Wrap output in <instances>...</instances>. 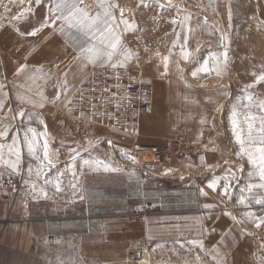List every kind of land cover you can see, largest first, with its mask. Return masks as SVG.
Returning a JSON list of instances; mask_svg holds the SVG:
<instances>
[{
    "label": "rangeland",
    "instance_id": "rangeland-1",
    "mask_svg": "<svg viewBox=\"0 0 264 264\" xmlns=\"http://www.w3.org/2000/svg\"><path fill=\"white\" fill-rule=\"evenodd\" d=\"M88 2L90 3V0H85L88 10L91 11L96 8L95 4L90 3L89 5ZM227 3L231 8L229 11L231 16L224 19L226 22L225 29L228 33L217 34L215 27H213L215 20H209V27L205 36L209 38V42L226 44V47H222L226 49L228 58L232 59L233 64H235L234 96L227 103L225 112L218 116L217 120L220 124L215 130V135L219 140L218 148L220 152H222V155L225 154L223 160H234L238 167L242 161L235 159L231 151L233 144L230 140L228 113L235 98L242 94L241 89L244 85L253 81L252 74L254 72L259 73L264 67V0H231L224 4ZM4 5H8L11 12H6ZM33 7L35 15L29 19L32 25L38 27V21L42 19L43 15H46V9ZM19 10V5L9 4V0H3V3L0 4V17H2L0 19V36L4 35L1 41H5L4 48L6 47L5 49L0 47L1 57L20 56L27 58L34 54L44 56V54L53 53L58 59V56H62L61 54L66 49L77 52V45L73 42L71 36L61 35L58 27L44 31L43 34H38L36 37L21 34L25 33L29 24L24 20L12 21L11 17L16 15ZM17 27L20 29L19 32L16 31ZM15 31L17 33H13ZM72 34L75 35V30H72ZM15 36L16 38H14ZM155 41L124 39V44L134 50L138 57L134 58L128 67L140 66L146 80L150 81L151 84L156 82V78H159V71L156 69L158 56L156 55L157 42L155 44ZM145 43L156 45L150 51L152 53L143 54L138 52L137 48L139 47L141 51V47L143 48ZM222 47H216L215 45L209 51L222 53L223 51L220 50ZM96 65L102 66L99 63ZM184 76H186V73ZM256 91L264 97V84L257 85ZM241 103L245 102L241 101ZM46 104L49 106L51 103L46 102ZM58 109L57 111L56 109L52 110L53 116L56 119H62L64 127L71 130V132L79 136H81L80 134L85 136L96 128H87L82 131L71 127L65 119L63 109L60 107ZM44 116H46L45 113ZM172 121L174 120H169L167 125H172ZM39 125L38 129L44 131V126ZM104 131L112 132L110 130ZM13 134L11 135L13 136ZM194 134L183 130L177 134H170L171 137H166L157 134L155 129L148 134L143 132V138L142 136L141 138L146 141L166 142V145L164 143L162 145L151 143L162 148L168 147L173 139H180V137L187 138L190 142L198 145L195 148L197 151L195 154L177 155L172 153L165 164L147 166L144 171L137 168L131 160L129 154L130 141H128V144L122 143V147L114 144L109 145L108 141H104L105 144H102V146L105 148L106 154L107 152H113L120 160L123 168V178L119 180L118 175L116 179L113 175L108 176V179L111 178L107 180L108 186L107 188L102 187V189H100L97 181H86L83 187L84 198L72 196L71 201L68 197L67 199L62 198V195L56 193L50 186L48 187L51 190L50 194L53 191L55 192L56 202L49 197L43 198V195H37L35 199L32 198L24 183L26 179H35L28 176L29 164L32 165L33 169L35 165L34 160L28 154L23 156V159H27V161L24 165L22 159L19 174H9L4 166L0 165V172H4L3 177L0 178V261L5 264H143V256L137 257V252L142 250L151 255L150 264H167L163 263L165 261H170L168 264H218V262L231 264L233 262L231 255L216 258L208 252L205 243L204 250L189 245L188 240L203 239L196 231H193L190 237L184 239H180L181 237L170 239L169 210L171 212L180 211V206L176 205L177 200L185 197L188 198L189 205L183 209L190 210L189 213L192 217H197L203 213L204 211L201 210L204 209L205 204L214 205L222 214L230 210L237 217V220L241 219L242 213L249 209L243 205H237L235 199H222L216 192L207 189V179H211L210 172H206L198 178L187 176V179L181 182L177 179L155 180L152 176L160 169L165 168L172 158L192 159L202 154L205 145L193 140L191 136ZM140 142L142 141L140 140ZM7 143L10 144L11 142L8 141ZM223 160L219 164H223ZM249 167L245 165V172L238 173L241 186L246 182V171ZM222 171V168L216 169L217 174H221ZM134 172L138 173L139 182L145 184L143 193H140V195L137 191ZM66 186L65 180L64 187ZM201 188L209 193L207 197L200 194L199 189ZM147 189L150 192H147ZM100 190L102 194H99ZM180 190L181 194H187L188 196L184 195L182 197ZM66 191L64 192L66 193ZM79 191H82V189ZM104 191L107 198H109L108 201L104 200ZM114 194H117L120 200H115ZM200 199H203L201 203L199 202ZM164 201L168 203L167 207L160 206L159 203ZM196 201L198 202L197 206ZM259 207L253 205L251 210L257 211ZM261 214L257 211L258 216ZM157 215H162V218H155ZM103 221L104 226L117 227L119 230L110 235H102ZM235 224L238 227H244L246 234L257 236L259 239L264 238V230L257 229L253 223ZM262 241L264 242V239ZM77 249L80 250V253L77 252ZM243 250H248L245 244ZM197 255L200 257L199 260L196 259ZM234 264H238V262Z\"/></svg>",
    "mask_w": 264,
    "mask_h": 264
},
{
    "label": "crops",
    "instance_id": "crops-1",
    "mask_svg": "<svg viewBox=\"0 0 264 264\" xmlns=\"http://www.w3.org/2000/svg\"><path fill=\"white\" fill-rule=\"evenodd\" d=\"M228 1L231 0H171V3L168 0H145V3L141 5V0H118L128 19L134 22L133 27L135 28L134 32H125L124 39L133 41L156 40L157 52L160 53L158 63H156L159 78H156V82L153 83L154 97L150 109L140 120L141 135L139 139L146 144L155 143L162 145L164 143L163 141L150 142L149 140L142 139L143 132L148 134L155 129L157 134L166 137H171L169 136L170 134H177L183 130L189 133H195L191 136L193 140L199 141L207 146L208 149H216L213 152L207 151L205 148L203 153L200 154L205 156L206 165H212L214 168L219 162H222L223 159L221 158H224L225 155H222V152L218 148L219 140L215 135V130L220 124L217 120L218 116L225 112L227 103L234 96L233 87L236 76L234 61L229 58L227 67L220 75L212 71L207 74L200 73L197 77H193L191 73L197 65L191 60L184 61L180 58L179 48L173 49L166 74L161 57L169 55L171 41L175 39L173 30L179 31L177 25L172 23V20L174 18H183L185 14H191V20L189 22L191 31L189 32L188 49L194 55H198L201 62L207 52H211L209 50H212L213 46L226 47V44L222 42L220 44L209 42V38L205 35L209 27V20H215L213 27H215L214 29H216L217 34L228 33L225 29L226 22L224 21V19L231 16V13H229L231 10L229 4H224ZM90 3L95 4L93 0H90ZM90 3L88 2L89 5ZM123 28L124 25L121 24V31ZM13 33L17 32L15 31ZM3 37L4 35L2 37L0 36V47L4 48L5 41H1ZM197 46L200 48L199 53L195 51ZM155 47L156 45L145 43L144 47H141V51L139 47L137 49L140 53L147 54L148 52L149 54L152 53L150 51ZM224 47L220 49L223 52L226 51ZM137 49L135 48V50ZM73 51L71 52V50L66 49L61 54L62 56H58V59H56V55L53 53H48V55L44 54V56L34 54L27 58L20 56L3 58L0 56V83L5 85L3 91L8 93L7 98H5L6 106L0 109V131L4 130L5 125L9 126L8 135L0 136V143L8 144V141L11 142V134L13 133V136L17 135L18 132L23 135V127L27 125L29 120H31V126L40 131L38 129L40 123L39 119H37V117H40L48 127L47 132L51 147L53 149H60L62 153L59 158V169H63L66 166L68 159L63 153H67L70 147H76L77 144L86 147L89 141H92L97 146L90 154L82 152V156L85 158H89V155L91 157H98L106 160L113 167L120 169L116 172H105L103 170L93 171L87 167L80 169L77 173L80 188L76 191L75 195H73V190L67 186L65 187V190H67L66 193L64 191L58 193L64 199L68 197L70 201L72 200V196L79 198L85 195V193L83 194V187L86 181H97L100 189H102V187L107 188L108 186L107 180L111 179H108V176L111 177L113 175L114 179H116L118 175L119 180H121L123 178V168L120 160L113 152H107L106 154L102 144H105L104 141H112V144L115 146L122 147V143L128 144V141H130L127 136L109 131L106 132L98 128H94L91 133L85 136H82V134L79 136L64 127L62 119H56L53 116L52 110L54 111L56 109L57 111L59 107L63 109L68 102L74 99L73 97L78 87L88 76L91 67L100 66L89 64L87 68L81 69L79 62L73 59V56L77 54L76 51ZM174 62H178L179 67ZM21 65H27V67L23 72L18 73L17 70ZM182 70L185 71L183 72ZM65 72L68 73L67 80L69 83L68 92L61 96L63 103H51L48 106L46 102L52 100L51 97L57 91V86L65 79L63 75ZM185 73L186 76H184ZM30 77H34L35 79H30ZM41 91L48 98L42 101L44 103L43 108L38 106L39 102H41V96L38 93ZM17 93L23 95L26 99L30 98L36 104L21 101ZM65 96L67 97L66 100L64 99ZM21 108L27 113L24 117L16 115V111ZM218 108H221L222 111H218ZM44 113L46 116H44ZM201 119H205L207 123L202 124ZM169 120H174L170 126L167 125ZM201 131L203 132V136L200 135ZM164 145H166V142ZM26 154L27 148L23 147V156ZM200 155L192 159L172 158L168 161L165 168L160 169L152 176L155 180L167 181L168 179H177L180 182L186 180L187 176L198 178L206 174V172H210V169L206 165H200ZM26 161L27 159H23L24 165ZM34 162L33 170L35 171L37 162ZM167 169H171L172 171L166 175L163 174ZM134 174L137 191L140 195V193H143L145 184L139 182L138 173L134 172ZM37 184L38 186H43L42 179ZM80 189L82 191H79ZM46 191L48 192V197L54 199L56 202L57 197L54 194L55 192L53 191L50 194L51 190L49 188H46ZM148 191L150 192L149 189H147ZM99 194H102L101 190ZM103 194L105 195L104 200L108 201L109 198H107L105 191ZM180 195L182 197L184 195L188 196L187 194H181V190ZM113 197L115 200H120L117 194H114ZM43 198L46 199L44 196ZM202 200L200 199L199 202L201 203ZM159 204L162 207H167L168 205L165 201ZM197 204L198 202L196 201V206ZM176 205L180 206V211L171 212L169 210L170 239L180 237V239H184L190 237V234L196 231L203 238V243H205L211 255L213 254L216 258L231 255V258H233L231 264L235 262H238V264H258L255 257L257 255H264V251H258V246L264 243L262 239L254 235L246 234L247 232H245L244 227H238L228 216L220 213L215 207L211 209L204 208L202 210L200 208L199 211L204 212L199 215L197 214V217H192L189 213L190 210L183 209L189 205L187 197L177 200ZM155 218H162V215H157ZM101 230L103 231L102 235H110L119 229L117 227L104 226L103 221V228ZM159 230L161 231L160 228ZM158 237L160 236L158 235ZM244 244L248 247L247 251L243 250ZM77 252L80 253V250L77 249ZM0 262L1 264H5L3 261Z\"/></svg>",
    "mask_w": 264,
    "mask_h": 264
},
{
    "label": "snow or ice",
    "instance_id": "snow-or-ice-1",
    "mask_svg": "<svg viewBox=\"0 0 264 264\" xmlns=\"http://www.w3.org/2000/svg\"><path fill=\"white\" fill-rule=\"evenodd\" d=\"M93 2L96 8L90 11L85 0H9V4H18L20 9L16 15L11 17L12 21L24 20L29 24L25 33L21 34L36 37L38 34H43L44 31L58 27L61 35L71 36L77 45V54L73 56V59L79 62L81 69L87 68L89 64L96 65L97 63L114 70L127 67L134 58H138L137 53L124 44V33L135 31L134 22L128 19L118 0H93ZM168 2L171 3V0ZM2 3L3 0H0V4ZM144 3L145 0H141V5ZM33 6L38 9H46V15H43L42 19L38 21V27L32 25L29 19L35 15ZM4 7L6 12H11L8 5H4ZM190 20L191 14H185L183 18L172 20L179 31L173 30L175 39L171 41L169 55L161 57L165 74L168 71L173 49L179 48L180 58L184 61L191 60L197 65L191 73L193 77H197L200 73L207 74L212 71L220 75L228 64L227 51L223 53L209 52L201 62L200 57L188 49L189 32L191 31ZM121 24L124 25L122 31L120 29ZM72 30H75V35L72 34ZM16 31H20L19 27L16 28ZM195 51L196 53L200 52L199 46ZM156 55L159 57L160 53L157 52ZM174 63L179 67L178 62ZM26 67L27 65H21L17 72H23ZM63 75L65 79L57 86V91L52 100L48 101L49 103H63L61 96L68 92L69 83L67 80L68 73L65 72ZM252 75L253 81L244 85L241 89L242 94L235 98L228 113L230 140L233 144L231 151L234 158L242 161V163L237 167L234 160H223V164L218 163L214 168L212 165H206L204 155H200L199 160L201 166L206 165L210 169L211 179H207V189L216 192L222 199H235L237 205H243L249 209L242 213L239 220L230 210L223 214L229 216L234 223H253L257 229L264 230V97L256 91L257 85L264 84V67L259 73L254 72ZM117 78L119 79V77ZM30 79L35 78L30 77ZM4 87L5 85L0 83V109L6 106L5 98L8 96V93L3 91ZM38 94L41 96V102L38 106L43 108L44 103L42 101L48 98L43 95L42 91ZM17 95L23 102L36 104L30 98L26 99L19 93ZM64 99L66 100L67 97L65 96ZM241 101L245 103H241ZM217 110L222 111L221 108ZM26 114L22 108L16 111V115L20 117H24ZM37 119H39L40 124L44 125V131H38L32 127L31 120H29L27 125L23 127V135L18 132L17 135L11 137L10 144L0 143V165H3L9 174H19L23 159V147L27 148L28 156L37 162L35 171L31 164L27 169L28 176L35 179L24 181L33 199L37 195H43L47 198L46 188L49 186L56 193L65 191V180H67V187L71 188L73 195H75L80 188L77 173L85 167L93 171L116 172L120 170L98 157L89 155V158H85L82 156V152L90 154L96 148L97 145L92 141H89L86 147L79 144L76 147H70L67 153H63L68 158L66 166L59 169V158L62 153L60 149L51 147L47 125L40 117ZM201 123L205 124L207 121L201 119ZM8 127L5 125L4 130L0 131V136L8 135ZM200 135L203 136L202 131ZM112 143V141H108L109 145ZM205 148L207 151H216L215 148L208 149L207 146ZM131 159L133 163L136 162L134 157ZM245 165L250 167L246 171V182L241 186L238 173L245 172ZM217 168L223 169L221 174L216 173ZM171 171V169H167L163 174L166 175ZM3 175L4 172H0V178ZM41 179L43 186H38L37 181ZM199 191L202 196L207 197L209 195L204 188L199 189ZM83 198L81 196V199ZM253 205L260 206L257 211L262 213L261 215L258 216L257 211L251 210ZM213 207L212 204L204 205L206 209ZM188 243L192 247L204 250V243L201 239H193ZM258 251H264V243L258 246ZM196 259H200L199 255ZM255 260L258 264H264V255H257ZM218 264H222V262H218Z\"/></svg>",
    "mask_w": 264,
    "mask_h": 264
},
{
    "label": "built area",
    "instance_id": "built-area-1",
    "mask_svg": "<svg viewBox=\"0 0 264 264\" xmlns=\"http://www.w3.org/2000/svg\"><path fill=\"white\" fill-rule=\"evenodd\" d=\"M73 98L63 108L68 125L82 131L96 127L127 136L131 142L130 157L135 158L133 164L142 171L147 166L165 164L172 153L197 152L198 145L183 137L173 139L166 148L140 142V120L152 104L153 84L138 65L115 70L92 67ZM144 253L138 251L137 257L144 259Z\"/></svg>",
    "mask_w": 264,
    "mask_h": 264
},
{
    "label": "bare ground",
    "instance_id": "bare-ground-1",
    "mask_svg": "<svg viewBox=\"0 0 264 264\" xmlns=\"http://www.w3.org/2000/svg\"><path fill=\"white\" fill-rule=\"evenodd\" d=\"M24 200V199H23ZM25 201H26V199H25ZM145 254V257H144V259H143V264H150L151 263V255L150 254H148V252H145L144 253ZM164 258H167V257H164ZM169 260V259H168ZM165 261V260H164ZM163 262V261H162ZM163 263H170V261H165V262H163ZM172 263V262H171ZM199 263V262H198Z\"/></svg>",
    "mask_w": 264,
    "mask_h": 264
}]
</instances>
